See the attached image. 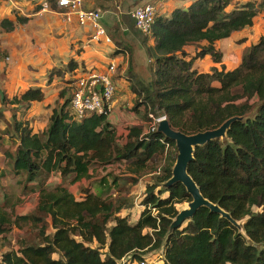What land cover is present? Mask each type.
<instances>
[{
    "label": "trees",
    "instance_id": "16d2710c",
    "mask_svg": "<svg viewBox=\"0 0 264 264\" xmlns=\"http://www.w3.org/2000/svg\"><path fill=\"white\" fill-rule=\"evenodd\" d=\"M261 13L264 0H195L168 17L157 16L152 46L147 49L152 80L141 83L142 92L132 88L137 98L133 111L142 108L143 119L149 122L150 116H163L174 130L188 135L237 119L223 139L195 148L187 170L203 198L229 218L201 208L170 230L179 213L175 206L192 201L183 185L164 186L178 154L175 143L158 129L144 135L143 126H134L120 144L107 115L74 121L63 90L59 98L64 101L53 110L45 130L34 133L28 122L15 117L19 109L27 111L45 98L41 88H28L11 100H0V123H8L1 129L0 162L5 161L15 177L24 176V188L32 184L38 202L33 212L22 216L0 207V237L12 227L28 226L37 231L39 241L3 253L0 264H117L123 257L141 260L160 249L163 264H264V36L244 48L239 66L230 71L222 65L217 47L234 33L251 28ZM26 23L21 17L3 19L0 34ZM112 31L116 41L115 28ZM115 44V53H120L122 41ZM206 57L221 68L200 72L195 64ZM79 67L69 60L65 67L49 72L47 83L74 74ZM254 100L256 112L251 117ZM5 106L14 112L9 120ZM3 136L17 140L13 152H1ZM165 151H169L166 165L160 177L146 186L144 210L134 224L128 216H117L130 202L119 198L116 206L106 195L111 184L105 177L82 189L80 200L67 187L48 183L53 175L70 180L69 186L91 181L96 175L90 173L93 166L115 163H126L132 173L121 176L141 178L148 164ZM4 176L0 168V179ZM108 176L117 187L116 177ZM256 207L258 212L253 210ZM232 221L243 223L237 227Z\"/></svg>",
    "mask_w": 264,
    "mask_h": 264
},
{
    "label": "rangeland",
    "instance_id": "374dc122",
    "mask_svg": "<svg viewBox=\"0 0 264 264\" xmlns=\"http://www.w3.org/2000/svg\"><path fill=\"white\" fill-rule=\"evenodd\" d=\"M155 1L158 0H85V10L99 9L102 13V25L113 44L109 46L112 48L110 50L111 53H108L106 49L108 47L101 43L89 47V35H81L80 37L82 38L79 39V36H77L78 27L73 21L74 17H71L72 22H68L62 11L57 7V4L55 5V10H52L51 6L55 0H52V3L49 0H15L17 9L12 8L9 13L12 20L16 16L27 19L26 24L18 26L16 37L17 43H21L17 51L20 53L22 51L23 55L17 52L13 59L0 48V83L8 79L9 75H12L18 81L13 86L12 96L19 95L26 87H39L45 94L42 102L32 104L27 111L19 109L15 117L28 122L34 133H41L45 130L53 110L58 109L64 101L59 98L60 91H65V98L70 99V91L74 86L76 76L81 75V73L87 75L97 71L104 72L110 60H115L114 57L120 54L116 61L117 68L114 75L116 90L111 101V113L115 111V115L120 117V123L117 126L119 131L118 141L121 144L128 134V127H132L134 123H140V120L144 121V126L147 130L151 122L143 119L142 108L138 111H133L137 98L133 94L132 88L142 92L141 83L147 84L152 80L150 60L147 53L148 47L152 46V40L150 36H144L135 29L127 14L136 6L143 4L154 5L156 4ZM172 7L171 5L170 8ZM42 8H46V12L38 14ZM6 15L8 17V12L0 10V20ZM120 22L124 23L123 28H128L127 31L122 30ZM111 27L115 28L116 41H122L123 43L119 47L120 53L117 54L114 49L116 41L113 40ZM262 36H264V14L261 13L254 20V25L251 28L234 33L228 40L218 43V48L223 55L222 65H224L226 70L230 71L237 68L244 48ZM13 40L14 38L10 34L6 35L4 33L0 37V45H8ZM95 46H100L101 49L95 50ZM20 56L23 58L21 59ZM24 56L27 57L24 59ZM69 60H74L80 65L77 73L66 74L60 78L54 77L52 83L48 84L49 72L53 69L65 67ZM195 66L200 72L205 73L210 72L213 67L221 68V66L213 64L209 57L196 62ZM128 72L132 74H128ZM1 87L5 89V84L0 85ZM0 93L1 100L6 96V91L0 90ZM252 104L251 117L256 112L255 106L257 103L254 100ZM3 109L10 110L5 112V116L9 120L10 115L14 112L7 106L3 107ZM6 125H8L7 122L0 123L1 135V129H4ZM6 129L11 128L8 126ZM16 144L17 140L15 137L7 138L3 136L1 152H13ZM168 152L165 151L155 162L151 161L148 164V169L144 175L150 173L147 172L149 170L155 174H148L149 176L146 175L140 181L136 179V177L139 178L136 175L135 177L121 176L131 173L128 171V165L126 163H115L104 168H95L96 166H93L91 170L96 175L92 177L91 181L83 180L81 183L69 186L70 180L64 182L59 176L53 175L48 183L51 186L60 185L61 187H67L74 197L80 200L82 198V189L86 188L87 190L93 184V180L105 177L108 179V185L111 184L112 186H110L111 189L106 195L115 202V205L117 206L120 203L119 198H125L130 202L129 210L124 209L126 212L123 210L121 215L119 213L117 216H125L126 213H129L132 220V217H137L142 211L138 207L141 206L140 203L145 197L146 186L155 182V178L160 177L166 165ZM0 168L5 172L4 178L0 179V207L8 212L12 211L13 216H22L33 212L38 202V192L31 190L32 184H26V188H24V176L15 177L12 174L11 167H6L5 161L0 162ZM109 174L116 177L117 187H114L111 183L112 176H108ZM134 179L137 181L136 185L132 184ZM5 201L6 203L4 204ZM175 208L178 212H181L188 208V204H179ZM253 210L255 212L259 211L257 207ZM242 223L239 222L237 225L239 226ZM112 225L113 223H110L109 227ZM47 232L52 233V229L48 228ZM38 241L36 230L34 231L28 226H25L23 230L12 227L7 234L0 237V258L5 252L17 251L22 244H36ZM92 247H95V244ZM101 253H105V250ZM161 254L160 249L149 252L145 258L153 259L155 264H161L159 259ZM53 257L57 259L58 255H53Z\"/></svg>",
    "mask_w": 264,
    "mask_h": 264
},
{
    "label": "built area",
    "instance_id": "2783aa9c",
    "mask_svg": "<svg viewBox=\"0 0 264 264\" xmlns=\"http://www.w3.org/2000/svg\"><path fill=\"white\" fill-rule=\"evenodd\" d=\"M57 7L62 11L65 19L70 22L74 17L78 26L89 28L90 40L93 43L112 44L105 28L101 24L102 13L97 10H85V0H55ZM134 23L135 29L144 36H150L157 17V7L154 4H143L132 8L128 12ZM116 61L110 60L104 72H92L87 75L76 76L74 86L70 93V114L74 121L81 122L91 115H107L111 112V101L115 93L114 75L116 72ZM77 73V72H76ZM144 135L158 129L159 122L165 117L152 118ZM153 215L155 210L152 209ZM117 264H155L153 259L142 258L133 260L126 256L121 258ZM162 264V262H161Z\"/></svg>",
    "mask_w": 264,
    "mask_h": 264
},
{
    "label": "water",
    "instance_id": "95a60500",
    "mask_svg": "<svg viewBox=\"0 0 264 264\" xmlns=\"http://www.w3.org/2000/svg\"><path fill=\"white\" fill-rule=\"evenodd\" d=\"M235 120L237 119H229L215 130H209L192 135L174 130L165 118L159 122L158 132L161 133L166 139L175 143L178 152L175 165L172 169V177L166 182L164 186L171 187L175 184H181L192 199V201L188 204V208L178 213L170 227V230H173L174 228L182 225L185 221L190 220L201 208L209 209L213 213L221 214L222 216L229 218L228 215H226L219 207L203 198L196 184L188 175L187 170L188 165L193 160V152L195 148L202 146L212 140L223 139L226 136V132L230 125ZM232 223L239 227L237 222L232 221Z\"/></svg>",
    "mask_w": 264,
    "mask_h": 264
},
{
    "label": "crops",
    "instance_id": "0c3cea01",
    "mask_svg": "<svg viewBox=\"0 0 264 264\" xmlns=\"http://www.w3.org/2000/svg\"><path fill=\"white\" fill-rule=\"evenodd\" d=\"M193 1H195V0H158V1H155V5H156V7H158V13H157V16H162V17H168L169 15H170V13L174 10V9H177V8H187ZM16 3H15V0H0V10L1 11H4V12H8V17H7V15L5 16V17H3L1 20H3V19H9V20H11V21H15V19L14 20H12V18H11V16L9 15V13H10V9H17V7H16V5H15ZM173 6L172 8H170V6ZM140 6V5H139ZM84 8H85V6H84ZM135 8V7H134ZM42 12H46V8H42L39 12H38V14H40V13H42ZM17 17V16H16ZM15 17V18H16ZM127 17L130 19V21L133 23V21L131 20V18L129 17V15L127 14ZM0 20V21H1ZM73 21L75 22V24L77 25V27H78V31H77V36H79L78 38L79 39H81L82 37H80L81 35H89V37L91 36V31H90V29L89 28H82V27H79L78 26V24H77V22H76V20H75V18L73 19ZM102 21V20H101ZM69 22V21H68ZM70 22H72V19H70ZM101 24H102V22H101ZM123 25H124V23L122 24V22H120V27H122V30H124V31H127L128 30V28L127 27H124L123 28ZM18 26L20 27V26H22V25H17L16 26V28H15V30L13 31V32H10V33H6V35L7 34H10L13 38H14V40H13V42L12 43H10V44H8V45H0V48H1V50H3V51H5L6 53H8L10 56H11V58H15V56H16V54H17V50H18V48L21 46V43H17V39H16V37H17V31H18ZM27 26V25H26ZM134 26V25H133ZM104 27V26H103ZM107 33V32H106ZM238 33V32H237ZM2 34H4V33H1L0 34V37L2 36ZM108 35V34H107ZM231 38V37H230ZM125 40V39H124ZM228 40V39H227ZM90 43V45H89V47H92V45H95L96 43H93V42H91V40H90V38H89V40H88ZM223 41H226V40H223ZM223 41H220V42H223ZM257 41V40H256ZM255 41V42H256ZM125 42V41H124ZM219 42V43H220ZM101 44H103V45H105L106 47H108V48H106L107 50H108V53H111L110 52V50L112 49V48H110L109 46H112L113 44H109V45H106V44H104V43H101ZM97 45V44H96ZM96 48H95V50L96 49H101V47L100 46H95ZM217 47H218V44H217ZM102 48H103V46H102ZM105 48V47H104ZM116 48H117V45L115 44V47H114V49L116 50ZM188 52L189 53H193V51L190 49V50H188ZM20 52H18V54H19ZM21 55H23V52L21 51V53H20ZM120 54H118V56H116V57H114L115 58V61H117L118 60V57H120L119 56ZM27 56H24V59L26 58ZM20 58L22 59L23 57H21L20 56ZM9 77H10V79H9ZM9 77H8V79H5V81L4 82H2V83H0V85L2 86V85H4L5 84V89H3L2 87L0 88V90L1 91H3V90H5L6 91V99H8V100H11V99H13L15 96H18V95H14V96H12V93H13V86H14V84H16L18 81H16L14 78H13V76L12 75H9ZM7 82V83H6ZM28 88H39V87H26V88H24L23 89V92L25 91V90H27ZM1 94V93H0ZM21 94V93H20ZM19 94V95H20ZM111 113V112H110ZM8 119V118H7ZM108 121L110 122V124L115 128V130H116V135L117 136H119V131H118V125H119V123H120V117H117L116 115H115V111L113 112V113H111V114H109V116H108ZM132 124V123H131ZM134 126H143V133H145L146 132V128H145V126H144V122H141L140 121V123H134V124H132V127H134ZM31 127V126H30ZM32 128V127H31ZM128 128H130V127H128ZM33 129V128H32ZM118 138V137H117ZM125 139V138H124ZM124 139H123V141H124ZM122 141V142H123ZM122 144V143H121ZM95 168H98V166H96ZM94 170V169H93ZM95 172H97V171H95ZM148 172H150V173H147L146 175L147 176H149V175H154L155 173L154 172H152L151 170H149ZM90 173L92 174L93 173V171L91 170L90 171ZM149 174V175H148ZM157 174V173H156ZM146 175H144V176H142L140 179H139V181L141 180V179H143L144 177H146ZM150 184H152V183H150ZM149 184V185H150ZM141 205V204H140ZM137 207V206H136ZM138 208H141L142 209V211H143V207L142 206H139ZM126 210H129V209H126ZM141 211V212H142ZM123 212V210L120 212V215H121V213ZM124 212H126L125 210H124ZM141 212L138 214V216L137 217H132V220L130 219V215H129V213L127 214L126 213V215L125 216H128L129 217V222L131 223V224H134L135 222H137V220L139 219V217H140V214H141ZM119 215V216H120ZM124 215H122V216H120V217H125ZM162 255V254H161ZM161 257V256H160ZM162 261H160V263H161Z\"/></svg>",
    "mask_w": 264,
    "mask_h": 264
},
{
    "label": "clouds",
    "instance_id": "9594fccd",
    "mask_svg": "<svg viewBox=\"0 0 264 264\" xmlns=\"http://www.w3.org/2000/svg\"><path fill=\"white\" fill-rule=\"evenodd\" d=\"M141 204V203H140ZM142 206V205H141ZM143 207V206H142ZM143 210H144V207H143ZM142 258H145V256L144 257H142ZM160 259V261H162V255H161V257L159 258ZM162 264H163V262H162Z\"/></svg>",
    "mask_w": 264,
    "mask_h": 264
}]
</instances>
